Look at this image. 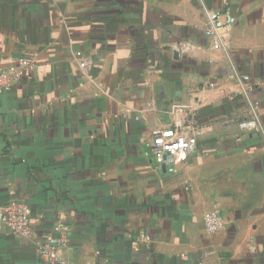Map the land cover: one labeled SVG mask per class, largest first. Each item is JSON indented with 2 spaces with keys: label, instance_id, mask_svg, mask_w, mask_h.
<instances>
[{
  "label": "crops",
  "instance_id": "1",
  "mask_svg": "<svg viewBox=\"0 0 264 264\" xmlns=\"http://www.w3.org/2000/svg\"><path fill=\"white\" fill-rule=\"evenodd\" d=\"M230 3L225 52L203 9L222 0H0V68L38 61L0 85V206L34 230L0 233V264H46L61 225L68 264H264V139L224 122L247 111L237 72L264 127V0ZM191 118L196 152L159 166L152 138Z\"/></svg>",
  "mask_w": 264,
  "mask_h": 264
},
{
  "label": "built area",
  "instance_id": "2",
  "mask_svg": "<svg viewBox=\"0 0 264 264\" xmlns=\"http://www.w3.org/2000/svg\"><path fill=\"white\" fill-rule=\"evenodd\" d=\"M203 9L207 18L205 35L210 46L215 50L227 52L229 38L237 22L231 10L230 0H222L220 9H207L206 7H203ZM86 66V61L82 62V67ZM37 67L36 57L24 54L18 60L16 69L5 70L0 68V85L5 89H9L14 82L20 81L25 74L34 71ZM236 77L241 94L247 101V111L241 116L227 118L224 122L225 124L237 126L244 132L257 133L264 139V127L259 113L261 105L252 101L249 97V91L252 87L250 78L237 72ZM201 133L196 121L191 118L184 125L168 127L157 132L148 147L159 166L169 165V161L165 160L166 157L173 161L177 156L187 158L195 153ZM204 224L210 234H215L223 229L224 218L217 205L206 215ZM2 232H8L26 239L33 237L31 208L26 202L13 200L0 206V233ZM69 233L68 226L61 225L57 234L49 235L44 241L37 243V252L44 263L68 264L65 251L69 247ZM145 239L148 240V238Z\"/></svg>",
  "mask_w": 264,
  "mask_h": 264
},
{
  "label": "water",
  "instance_id": "3",
  "mask_svg": "<svg viewBox=\"0 0 264 264\" xmlns=\"http://www.w3.org/2000/svg\"><path fill=\"white\" fill-rule=\"evenodd\" d=\"M174 55H175V58H176V59H179V58H180V53H179V51H175V52H174ZM165 160L169 161V163L172 162V160H171V159H167V157L165 158ZM163 166L166 167L165 164H164Z\"/></svg>",
  "mask_w": 264,
  "mask_h": 264
}]
</instances>
